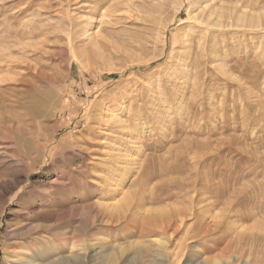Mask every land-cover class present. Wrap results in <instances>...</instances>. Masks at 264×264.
Instances as JSON below:
<instances>
[{
	"label": "rangeland",
	"instance_id": "obj_1",
	"mask_svg": "<svg viewBox=\"0 0 264 264\" xmlns=\"http://www.w3.org/2000/svg\"><path fill=\"white\" fill-rule=\"evenodd\" d=\"M194 1L0 0V264H264V0Z\"/></svg>",
	"mask_w": 264,
	"mask_h": 264
},
{
	"label": "bare ground",
	"instance_id": "obj_2",
	"mask_svg": "<svg viewBox=\"0 0 264 264\" xmlns=\"http://www.w3.org/2000/svg\"><path fill=\"white\" fill-rule=\"evenodd\" d=\"M226 0H195L192 3V9H193V15L192 18L200 23V25H203V27H212V25H220L217 17L221 15L222 13L224 14L225 10L231 11L233 13H236L237 7H234V9H227L224 7L223 3ZM230 1V0H229ZM192 13V12H191ZM202 27V26H201ZM89 34V33H88ZM94 35V34H93ZM91 37V36H90ZM90 39V38H89ZM28 71V70H27ZM26 71V72H27ZM104 110V109H103ZM111 113V112H110ZM104 115V114H103ZM131 200V199H130ZM124 202V201H123ZM129 202V201H127ZM130 204V203H126ZM117 208V207H116ZM169 215V214H168ZM173 215V214H172ZM171 216V215H169ZM174 217V216H173ZM164 218V217H163ZM162 218V219H163ZM166 218V217H165ZM170 218V217H169ZM217 218V217H216ZM172 219V218H170ZM215 219V218H214ZM166 220V219H164ZM165 222V221H164ZM169 222V221H168ZM171 222V221H170ZM168 225V223H165ZM170 226V225H169ZM28 259H30L27 256ZM23 261L21 264H32L31 261L29 260Z\"/></svg>",
	"mask_w": 264,
	"mask_h": 264
}]
</instances>
